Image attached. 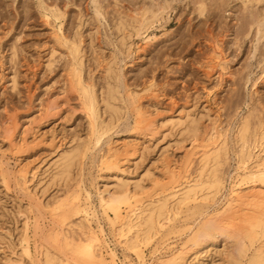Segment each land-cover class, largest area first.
Here are the masks:
<instances>
[{
    "label": "bare ground",
    "instance_id": "6f19581e",
    "mask_svg": "<svg viewBox=\"0 0 264 264\" xmlns=\"http://www.w3.org/2000/svg\"><path fill=\"white\" fill-rule=\"evenodd\" d=\"M151 1L154 6H151V3L147 4L146 0L136 2L133 15L119 16L116 24L114 23L118 41L116 44L121 55L128 57L134 48L133 40L143 38L155 23L165 18L171 2ZM206 1H196L197 7L194 9L199 18L207 13ZM237 1L241 3L242 12L264 4V0ZM93 4L97 18H104L106 13L101 0H94ZM225 4H218L219 8L225 9ZM38 5L46 25H50V21L54 20L51 26L57 44L56 46L54 44L52 56L47 54L51 59L45 65L50 71L54 63H57L58 57L59 60L68 59L67 63L61 60L66 64L64 80L74 92L72 94L78 97L79 110L83 113L82 117L86 123L84 127L86 133L82 131L73 134L69 141L65 136L54 137L51 140L41 134L43 121L37 122L32 118L28 121V126L22 127L23 131L16 122L14 126L6 124L1 142L7 143V150L15 159V171L12 173L9 170L10 162L5 161L7 155L0 146L2 187L9 195L10 181L13 178L19 192L33 200L37 212L49 210L48 214L52 219L50 225H45L36 218L32 231L30 214L34 210L30 207H20L19 216L23 221L16 246L9 232L0 233V239L9 242V251L14 257L7 259V262L264 264V108H261L263 111L257 116L256 125H252L250 117L246 115L238 123L234 135L236 168L227 179L224 166L230 155L229 129L221 130L207 107L213 90L204 89L206 99L202 102L201 111L193 110L197 106L193 101L198 102L199 94H195L193 100L187 101L184 105L172 102L168 109L155 108L150 111L141 102L142 95L152 93L156 95L158 92L156 83L151 81L145 85L143 93L128 90L129 87L125 85L124 92L127 97L124 99L122 79L114 54L100 62L103 66L105 86L99 88L91 80V75H89L91 81H88L89 78L84 79L86 46L84 48V37L82 38L78 32V26L71 39L69 35L66 37L63 23L56 26L57 22L66 18L64 10L57 8V5L50 8L48 6L50 4L46 5V2L41 1ZM259 14L250 13L249 23L244 24L248 26L245 30H249V33L242 30L243 26L242 29L240 27L238 29L247 33L246 37L244 36L246 39L250 37L253 28L256 29L255 33L253 31L251 43L254 44L255 50L253 57L259 53L256 57H259L257 66L261 73L254 82V88L258 81H264V12ZM239 36H243V33ZM241 41V38H235L234 46L240 47ZM210 49L212 57L203 63L204 77L208 80L213 78L216 68L222 67L221 71H225L226 64L225 56L218 44ZM17 57L18 48L15 45L11 60L16 61ZM46 59L49 61V58L42 60ZM220 77L222 75L219 74V79ZM9 83L12 84V89L16 90L18 82L15 76L11 77ZM67 101L63 97H49L39 110L40 116H45L44 119L47 120L63 117L62 108ZM129 112L133 118V124L129 129L133 141L119 142L111 139L106 145V150H100L93 162L98 172L110 176L96 190L103 217L114 240L131 255L126 258L125 263H120L106 240L103 227L99 222L97 230L93 227L92 218L96 214L93 213L91 217L92 196L83 183V171L88 156L119 127L118 124ZM172 132H175L179 139L174 146L163 148L159 166L154 170L144 169V173L138 178L127 177L131 165L137 164L145 151L155 149L162 141L165 142L167 134ZM38 142L51 145L52 159L50 158L48 165H45L47 159L31 162L28 158H23L22 153L36 146ZM175 147L184 150L181 160H177L174 155H168V151L177 149ZM54 188L62 189L59 191L61 196H57L52 203L46 202L44 200L46 191ZM40 236L43 238L40 239ZM32 241L35 243V254L32 252ZM14 247L19 250L15 252ZM150 248L152 252L147 260L146 251ZM217 256L218 262L215 258Z\"/></svg>",
    "mask_w": 264,
    "mask_h": 264
},
{
    "label": "rangeland",
    "instance_id": "374dc122",
    "mask_svg": "<svg viewBox=\"0 0 264 264\" xmlns=\"http://www.w3.org/2000/svg\"><path fill=\"white\" fill-rule=\"evenodd\" d=\"M40 1L46 2V5L50 4L48 5L50 8H55L57 5V8L64 10L63 14L66 15V18L57 22L56 26L58 27L63 23V32L66 37L69 35L71 39V36L75 34L76 26H78V32L82 38L84 37L83 46L84 48L86 46L85 50L87 51H84L85 56H87L85 57L87 60H85L84 79L88 80L89 78L88 81L92 80L99 88L105 86L103 66L100 65V62L103 59L106 60L105 58H111L110 56L114 54L117 59L118 73L122 79L121 87L124 99L127 97L126 92H124L125 85L129 87L128 90L143 93V89L148 83L151 81L156 83L158 92H155L158 95L157 93L156 95L154 93L142 95L141 102L150 111L155 108L168 109L172 102L184 105L187 101H192L195 94L199 95L197 97L198 102L193 101V104H197L193 110L201 111L203 109L202 102L206 99L204 89L213 90L214 93L209 99L207 107L212 118H216L220 129H224L223 131L229 129L230 155L227 164L224 166V173L227 179L234 173L236 168L234 135L239 126L238 123L248 116L252 125H256L257 116L260 111H263L261 108H264V81H258L256 88L253 87L255 80L261 73L257 66L259 57H256L259 53L253 57L255 50L254 44L251 43L256 29L253 28L250 37L247 39L245 38L247 33L242 31L249 33V30H245L248 26H244V24L249 23L250 13L260 15L259 13L264 12V4L253 6L246 12H242L241 3L237 0H207V13L199 18L195 11L197 0H169L171 5L165 18L155 23L143 38L133 40L134 48L127 57L121 55L118 50L115 22L119 16L133 15L134 4L143 0H101L104 13H106L104 18H97L95 6H93L94 0H0V128L2 129H0V146L3 147L7 155L5 161L10 162L8 168L12 173L15 171V159L7 150V143L1 142L6 124L14 126L13 124L16 122L22 128L28 126V121L33 118L37 122L38 120L39 122L43 121L44 124L41 125L40 130L47 139L65 136L68 141L73 134L76 135L84 131L86 124L83 113L79 110L78 97L72 94L74 92L64 80L66 78V64L64 62L67 63L68 59L61 58L59 60V57H56L57 63H54L55 65L50 71L46 66L47 62H50L51 57L49 55L52 56L54 44L55 46L57 44L51 26L54 24V20L50 21V25H46L38 7ZM146 1L147 4L151 3L150 5L154 6L151 0ZM223 3H227L225 4L226 8H219V5ZM66 11L67 14H65ZM258 11L260 12L256 14L255 12ZM235 24L237 25L234 26ZM239 27L243 29L238 30ZM237 31H241L238 33L240 35L243 33V36H239ZM235 38H241L240 47L234 46ZM51 44L53 45L51 46ZM215 44L221 47L225 56V71H221L222 67L216 68L215 75L211 80H208L204 77L203 63L212 57L210 48ZM15 45L18 48V57L16 61H12V49ZM49 45L51 47H48ZM45 58H49V61L47 59L46 62L42 60ZM219 74L222 75L220 79ZM89 75H91V80ZM13 76L17 78L18 82L16 90L12 89V84L9 83ZM61 92H64L65 95ZM55 96L68 100L62 108L63 117L51 120L44 119L45 116L41 117L39 110L49 97L56 98ZM132 124L133 118L129 112L125 119L118 124L119 127L113 130L103 140L99 148L88 156L83 171V183L92 196L91 217H93V213L96 214L92 218L93 227L97 230V222L100 223L105 230L106 240L116 253L120 263H125L126 258L131 255L117 245L114 240L103 217V210L100 208L96 190L110 176L98 172L93 162L94 159H97L100 150H106V145L111 139L119 142L133 141V135L129 131ZM85 131L83 133H86ZM169 134H167L165 142L162 141V144H159L155 149L145 151L143 157H140L136 162L137 164L131 165L127 177L138 178L144 173V169L154 170L159 166V157L162 151L169 145L174 146L179 139L175 132ZM175 148L177 149L168 151V155H174L177 160H181L184 150L180 147ZM51 153V145L39 144L38 142L36 146L22 153L24 156L22 157L28 158L31 162L47 159L45 165H48L52 159ZM10 188L11 193L7 195L0 181V233L9 232L13 237V244L16 246L23 221L19 216L20 207H30L31 210H34L30 214L32 231H34L36 218L45 225H50L52 219L48 214L49 210L37 212L33 200L19 192L13 178L10 181ZM60 190L62 189L54 188L46 191L44 200L52 203L57 196H61ZM31 235L33 234L31 233ZM42 238L40 236V239ZM8 243V241L0 239V264H9L7 259L14 258L9 251ZM34 246L35 243L32 241L33 254H35ZM152 247L154 248V246ZM13 249L15 252L19 250L17 247ZM151 252V248L146 251L147 260H149ZM215 258L218 262L219 257ZM134 263L136 264V262Z\"/></svg>",
    "mask_w": 264,
    "mask_h": 264
}]
</instances>
